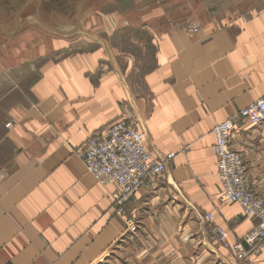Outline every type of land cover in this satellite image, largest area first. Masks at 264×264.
I'll return each mask as SVG.
<instances>
[{
  "label": "crops",
  "instance_id": "0c3cea01",
  "mask_svg": "<svg viewBox=\"0 0 264 264\" xmlns=\"http://www.w3.org/2000/svg\"><path fill=\"white\" fill-rule=\"evenodd\" d=\"M32 1L0 21V264H264V244L246 261L217 240L214 225L233 243L255 220L220 203L211 133L264 98V3L83 0L66 29L45 0L21 16ZM126 111L153 157H173L121 216L116 185L79 152ZM230 144L264 200V122L236 126Z\"/></svg>",
  "mask_w": 264,
  "mask_h": 264
},
{
  "label": "built area",
  "instance_id": "2783aa9c",
  "mask_svg": "<svg viewBox=\"0 0 264 264\" xmlns=\"http://www.w3.org/2000/svg\"><path fill=\"white\" fill-rule=\"evenodd\" d=\"M198 30L197 24L187 27L189 33ZM131 117V113L126 111L104 129L91 133L79 152L86 172L99 184L116 185L117 192L113 200L115 212L121 216H125V203L148 179L161 175L166 161L173 157V153L161 158L153 157L144 144L143 133L132 125ZM263 122L264 98H259L228 119L216 123L211 129L216 175L221 185L219 201L239 204L243 215L255 220L241 239L233 243L227 241V232L223 228L214 225L213 230L224 248L246 261L259 255L264 244V200L251 192L246 167L240 153L231 147L230 136L238 125H258ZM203 218L211 222L213 214L208 212ZM124 222L126 229L134 228L132 218L125 217Z\"/></svg>",
  "mask_w": 264,
  "mask_h": 264
},
{
  "label": "rangeland",
  "instance_id": "374dc122",
  "mask_svg": "<svg viewBox=\"0 0 264 264\" xmlns=\"http://www.w3.org/2000/svg\"><path fill=\"white\" fill-rule=\"evenodd\" d=\"M27 1L30 0H0V21H5L8 22L9 19H11L15 13L22 8V6L26 4ZM32 1V0H31ZM83 0H45V2L47 3V5H49L51 8V11H55L57 12V15L55 17H50L49 13H46V17L47 18H51L52 22L56 24V26H59L61 28H70L74 25V22L72 21L71 23H69L67 18H74L76 17V12H77V8L78 5L80 4V2H82ZM86 1V0H85ZM90 1V0H89ZM97 3L96 4H100V7L102 9H107L109 6V3L111 4L112 2H116V5L121 8H127L128 7V0H95ZM220 2L222 0H219ZM237 1V3H241L242 5H247L250 4L252 6H258L260 4L264 3V0H223V3L225 4L226 2H235ZM37 3L35 2V0H33L24 11L21 12V16L22 15H34V9H35V5ZM186 6L182 7L181 10L176 11L177 14V18H183L185 19L188 15H189V11L185 10ZM246 18V17H245ZM74 20V19H73ZM35 26H39V28H42L41 25H39L38 23L34 24ZM192 25L191 23H189L188 25H186L187 27ZM187 27H186V31H187ZM46 30V29H45ZM48 31V30H46ZM68 31V30H67ZM84 33L81 32H77L75 33V35H82L85 37H88V30L83 31ZM188 32V31H187ZM49 33H53V32H49ZM54 35V33H53ZM74 35V36H75ZM84 41V40H83ZM84 43V42H83ZM77 49L80 50H86L88 49V46L86 44H79V46H77ZM1 117V116H0ZM0 160H2L0 158Z\"/></svg>",
  "mask_w": 264,
  "mask_h": 264
},
{
  "label": "water",
  "instance_id": "95a60500",
  "mask_svg": "<svg viewBox=\"0 0 264 264\" xmlns=\"http://www.w3.org/2000/svg\"><path fill=\"white\" fill-rule=\"evenodd\" d=\"M81 5V4H80ZM80 5H79V7H80ZM45 25V24H44ZM47 26V25H46ZM48 27V26H47Z\"/></svg>",
  "mask_w": 264,
  "mask_h": 264
}]
</instances>
